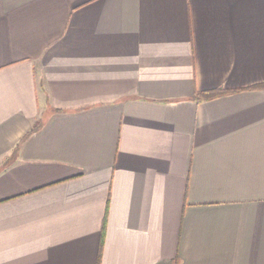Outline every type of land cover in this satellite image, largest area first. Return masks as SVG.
I'll list each match as a JSON object with an SVG mask.
<instances>
[{
    "label": "crops",
    "instance_id": "1",
    "mask_svg": "<svg viewBox=\"0 0 264 264\" xmlns=\"http://www.w3.org/2000/svg\"><path fill=\"white\" fill-rule=\"evenodd\" d=\"M0 264H264V0H0Z\"/></svg>",
    "mask_w": 264,
    "mask_h": 264
},
{
    "label": "trees",
    "instance_id": "2",
    "mask_svg": "<svg viewBox=\"0 0 264 264\" xmlns=\"http://www.w3.org/2000/svg\"><path fill=\"white\" fill-rule=\"evenodd\" d=\"M220 92V91H219ZM219 92L218 91H213V92H207V93H204V94H199L198 96H201V97H203V98H210V97H213V96H215V95H217V94H219ZM38 124H41V122H39ZM39 125H36L33 129H32V131L33 130H35L37 127H38Z\"/></svg>",
    "mask_w": 264,
    "mask_h": 264
}]
</instances>
